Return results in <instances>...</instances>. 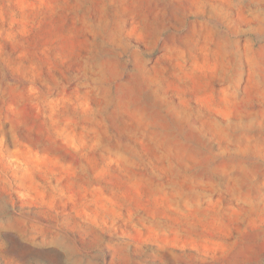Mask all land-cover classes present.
Returning a JSON list of instances; mask_svg holds the SVG:
<instances>
[{
	"label": "rangeland",
	"instance_id": "rangeland-1",
	"mask_svg": "<svg viewBox=\"0 0 264 264\" xmlns=\"http://www.w3.org/2000/svg\"><path fill=\"white\" fill-rule=\"evenodd\" d=\"M0 264H264V0H0Z\"/></svg>",
	"mask_w": 264,
	"mask_h": 264
}]
</instances>
